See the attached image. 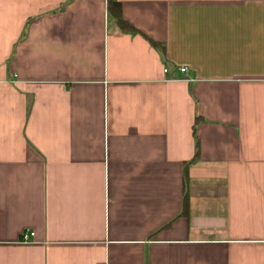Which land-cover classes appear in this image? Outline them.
Here are the masks:
<instances>
[{"label": "crops", "instance_id": "1", "mask_svg": "<svg viewBox=\"0 0 264 264\" xmlns=\"http://www.w3.org/2000/svg\"><path fill=\"white\" fill-rule=\"evenodd\" d=\"M116 1L0 0V264H264V0Z\"/></svg>", "mask_w": 264, "mask_h": 264}, {"label": "trees", "instance_id": "2", "mask_svg": "<svg viewBox=\"0 0 264 264\" xmlns=\"http://www.w3.org/2000/svg\"><path fill=\"white\" fill-rule=\"evenodd\" d=\"M108 10L116 18L119 26L122 29L133 32L136 31V29L123 18L121 2L116 0H108ZM150 41L153 46L160 48L162 52L164 51L165 46L163 44L156 42L154 40H150Z\"/></svg>", "mask_w": 264, "mask_h": 264}, {"label": "built area", "instance_id": "3", "mask_svg": "<svg viewBox=\"0 0 264 264\" xmlns=\"http://www.w3.org/2000/svg\"><path fill=\"white\" fill-rule=\"evenodd\" d=\"M181 71L182 72H187L188 71V68L187 67H182L181 68ZM32 235H34L33 232H29V233L25 232V234L23 235V240H28L29 237L32 236Z\"/></svg>", "mask_w": 264, "mask_h": 264}]
</instances>
